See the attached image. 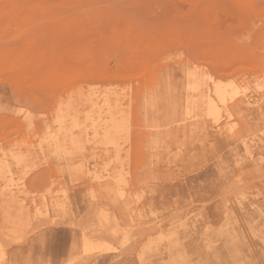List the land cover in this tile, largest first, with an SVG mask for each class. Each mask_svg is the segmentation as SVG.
<instances>
[{"label":"rangeland","instance_id":"obj_1","mask_svg":"<svg viewBox=\"0 0 264 264\" xmlns=\"http://www.w3.org/2000/svg\"><path fill=\"white\" fill-rule=\"evenodd\" d=\"M178 61L221 82L236 73L256 99L264 92V0H0V153L27 160L0 175V264H170L178 248L185 264H264V129H247L249 154L213 134L158 165L140 126L118 153L91 156L88 148L69 160L38 146L59 133L56 114L68 113L80 89L117 87L135 104L133 121L145 124L138 92L146 75ZM24 116L38 135L28 134ZM23 139L29 147L19 150ZM50 173L58 180L46 189ZM96 176L122 181L109 197L121 203L108 210L90 198ZM61 189L64 208L50 214L46 197L55 204L50 190L59 197ZM83 237L90 250L81 253Z\"/></svg>","mask_w":264,"mask_h":264},{"label":"bare ground","instance_id":"obj_2","mask_svg":"<svg viewBox=\"0 0 264 264\" xmlns=\"http://www.w3.org/2000/svg\"><path fill=\"white\" fill-rule=\"evenodd\" d=\"M164 56L163 54V57ZM160 58L162 57L160 56ZM158 61L159 60L156 62ZM199 68L198 70H196V68L190 69L188 63L178 61V63L173 66L166 64L160 67L159 70L158 68L153 70L150 69L151 73L146 75L143 90H139L138 92V95L143 99L141 112L143 117L148 119V122L145 124L142 122V125L133 121L130 109V103L132 104V102L126 103L123 96L117 91V87L111 88L109 86L110 88H108L105 86L101 89H88L87 91H82L79 88V92H74V97H70L71 99L69 98V100H67L68 98L65 99V101H69H66L67 104H69L67 105L69 110H65L68 112L67 114H61L60 109H58V111L61 115L57 111V114L54 112L57 115L56 117L59 116V118H55L59 124V128H57L59 129V133L50 135L47 133L48 136L46 135V137L43 135V138L41 137L39 139L38 146L42 152H45L46 146H51V153L54 157L58 159L67 158L69 160L73 157H83L88 148L91 149V156L92 153L94 155L96 153L97 155L99 152L101 154L105 152L110 153L112 150L118 153L120 152L119 150H121L119 149L120 146H118L121 139L124 137L126 138L125 141H127V139L129 141L130 138H132L133 128L140 126L139 129L136 128L135 130L145 141V147H148L153 152V159L147 157L151 164L158 165V163L164 159V156H169L167 157L168 159L170 157L181 158L185 156L191 148L195 149L197 146H201L209 136L213 134L231 143H240L244 146L248 154L251 153V146L248 145L250 138H247L249 133L246 134V131L254 127H259L260 131L264 129V92L260 93L256 99L251 100L249 94H247L246 86L242 81L237 79L236 73L229 74V81L221 82L219 81L218 75L212 76L205 68L202 67L206 71H203L202 68L200 70ZM258 76L264 77V70L258 73ZM134 92L137 93L136 91ZM57 96L56 98H58ZM63 99L62 97V100ZM65 101L62 102L63 105ZM132 101L136 103V100ZM58 102L61 103V100ZM53 105H55L54 100ZM132 105H135L134 102ZM63 107L65 106H62V108ZM81 113H84V118L81 119L85 120V122H82V120L81 122L79 121ZM24 117L25 118H22V120H26L25 126L28 134L30 135V132L33 131L31 136L34 137L38 135L36 129L33 130V121L29 118L26 119V116ZM90 128L93 130L91 135L88 132ZM23 147H29L27 141L24 139L20 141V143L18 142L17 149L21 150ZM174 147H176V151L173 150ZM28 152H30V148H28ZM20 153L1 151L0 175H2V177L11 173L10 171L13 166L18 168L22 163H26L27 160L23 159L24 156H21L23 154L21 153L20 155ZM28 156L31 158L30 153H28ZM45 162L48 163L49 160L46 159ZM65 162L67 163V161ZM28 163L32 164L31 161ZM32 169L34 168L32 167ZM79 170L81 172L83 171L82 169ZM79 170H77V173L80 174V172H78ZM77 173H75V177L78 176ZM130 173L132 176L133 173ZM23 175L24 177L27 176L25 175V171ZM48 176L52 179V182H48V185L49 183L55 184L58 180L52 173L48 174ZM116 177H119V175ZM91 178L92 187L90 186V198L95 203L101 204L109 210V208H112L115 204L122 202L120 199L121 197L116 200L115 204L109 199L111 190L120 187L122 181L112 182V179H105L106 177L103 178L104 181H101L97 176ZM21 179L22 178L19 180ZM128 182L129 181L126 183L128 184ZM23 184H25V182L21 180V185ZM51 184L46 189H50ZM123 188L125 190V187ZM58 191H60V195L57 194L59 197L54 196L55 191L50 190L51 193L48 191L50 196L56 199L55 204H51L50 197H48L49 195L46 197L48 201L46 204V211L50 214H52L53 210L60 211L64 208L61 200L66 199L67 194L64 189ZM124 202H126V200ZM82 240L81 253L90 250L88 239L83 237ZM185 255L186 252L178 248L175 253L168 254L167 257L170 264H185ZM153 256L157 257L160 255L156 254ZM161 256H163V254H161ZM145 262L146 258L138 260L139 264H146Z\"/></svg>","mask_w":264,"mask_h":264}]
</instances>
